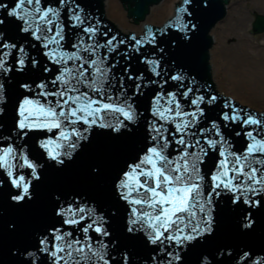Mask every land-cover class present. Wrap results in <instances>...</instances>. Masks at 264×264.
I'll return each instance as SVG.
<instances>
[{"label": "snow or ice", "instance_id": "6c2138e0", "mask_svg": "<svg viewBox=\"0 0 264 264\" xmlns=\"http://www.w3.org/2000/svg\"><path fill=\"white\" fill-rule=\"evenodd\" d=\"M210 2L180 0L163 28L148 27L143 36L125 39L118 33L109 37L111 29L102 31L101 21L93 22L82 7L83 0H15L11 7L0 0V12L19 25L18 37L6 36L5 19L0 18V117L13 66L24 77L31 65L35 76L18 84L21 93L10 134H4L0 120V199L5 177L18 192L10 196L12 202L34 198V182L42 179L44 164L30 154V133H44L37 146L57 167L71 161L94 131L116 138L141 135L116 174L114 191L124 211L125 236L147 242L153 249L151 264H185L189 248L214 233L218 201L228 200L241 229H251L253 211L264 207V112L238 106L175 60L165 64L163 56L157 58V53L167 55L159 46L163 36L176 33L191 42L198 31L193 9L207 8ZM171 45L178 47L176 40ZM37 46L40 51L33 54ZM149 47L156 52L149 53ZM133 56L144 66L138 73L132 71ZM121 64L124 74L114 73ZM146 89L154 94L138 133L145 115L138 98ZM207 108H216L217 115L209 117ZM234 137L242 140L234 144ZM209 158L214 166L206 170ZM54 199L59 221L35 234L37 246L22 254L25 260L131 264L130 253L118 249L120 242L109 229L117 210L105 213L79 196ZM225 255L233 256L232 250H220L217 258ZM200 264L213 260L203 255ZM234 264H264V254L241 249Z\"/></svg>", "mask_w": 264, "mask_h": 264}, {"label": "water", "instance_id": "95a60500", "mask_svg": "<svg viewBox=\"0 0 264 264\" xmlns=\"http://www.w3.org/2000/svg\"><path fill=\"white\" fill-rule=\"evenodd\" d=\"M120 1L127 9L128 17L136 24L145 22L142 31L122 29L112 20L106 0H83L82 7L86 13L94 18L93 22L95 18L101 21L102 31L111 29L109 37L118 33V38L125 39H129L132 35L137 38L143 36L148 27L154 30L163 28L175 16L174 12L162 25L151 24L146 22L148 14L154 5L160 4L163 0ZM3 2L11 7L15 0H3ZM228 3L229 0H211L207 8L202 6L194 8V17L198 21V31L193 34L191 42L185 43L176 33L163 36L159 41V46L164 47L167 55L157 53V58L163 56L162 63L165 64L175 60L177 66H182L186 71L195 74L202 82L210 84L214 92L230 97L237 102L238 106L257 113L264 112L244 105L233 97L223 94L214 80L211 49L215 44V40L212 30L226 16ZM178 4L179 2L176 4L175 11L179 6ZM0 18L5 19L3 27L6 36L18 37V23L7 18L6 11L0 12ZM226 20L227 16L223 21L225 24ZM250 32L252 34L264 33V14L255 13ZM68 38L69 40L72 39L71 30ZM101 39H104V37H101ZM173 40L177 41L178 47H172L171 41ZM38 51L40 50L37 46V49L33 50V54ZM147 51L149 53L156 52V49L149 47ZM131 63L133 73H138V70L144 68L143 65L139 64V57L137 56H133ZM123 68L124 65L121 64L113 69V72L123 75ZM11 76L13 78L12 83L9 84L7 80L5 81L8 102L3 105L5 112L3 117H0L4 125L3 132L6 135L10 134V131L14 128L15 108L21 93L18 84L35 78L31 65H29L24 77H20L15 72V66H13ZM128 83L134 87L133 81H128ZM131 90L129 89L130 92ZM153 94V89H146L145 95L138 98V108L145 114L141 118L140 128L137 129L138 133L143 131ZM205 95L208 94L205 93ZM206 111L209 117L217 115L216 108H207ZM43 135L44 133L39 132L30 133V139L27 141L31 156L38 163L44 164V168L40 172L42 179L34 182V198L22 204L12 202L10 196L18 194V192L12 190L6 177L4 178L3 197L0 199V264H31L30 260H25L22 254L35 249L37 246L34 238L36 233L43 232L51 224L59 221V218L55 216L57 201L54 196L56 195L62 199L69 196H79L94 201L105 213L117 210V215L112 217L109 229L112 231V238L118 239L120 242L118 249L122 248L130 253L131 264H143L144 261H149V264H151L150 255L153 249L148 246L147 242L139 237L128 239L125 236L124 211L114 191L116 174L129 155L138 147L141 135L129 137L125 134L120 138H116L110 132L94 131L89 142L84 143L81 150L71 161H66L63 167H57L48 162L42 150L37 146V138ZM241 140L242 137H234L233 143L235 144ZM237 146L242 149L244 142L238 143ZM213 166L214 161L211 158L204 165L206 170L211 169ZM94 168L98 169L99 172L94 173ZM214 215L216 219L214 233L208 236L203 243L198 241L194 247L189 248L188 253L185 255V264H200L203 255H208L213 260V264H234L241 249L250 250L253 254H264V207L253 211L252 219L255 223L249 230L241 229L238 214L233 210L228 200L223 203L217 202ZM229 249L232 250L233 256L225 255L217 258L220 250L227 251Z\"/></svg>", "mask_w": 264, "mask_h": 264}, {"label": "bare ground", "instance_id": "6f19581e", "mask_svg": "<svg viewBox=\"0 0 264 264\" xmlns=\"http://www.w3.org/2000/svg\"><path fill=\"white\" fill-rule=\"evenodd\" d=\"M257 1V0H256ZM180 2V0H166L163 4H159V8L156 10V15L152 19L155 21H165L169 17H171L175 12L176 4ZM260 2V3H259ZM110 15L114 21H117L118 25L123 29L133 28L136 32H140L143 29L142 24H136L131 18L127 15V9L123 6L120 0H106ZM258 9L264 10V1L258 0L256 4ZM247 13L245 9L241 7L237 8V14L233 16V19L228 18L226 20V26L224 28V37L226 39L228 37L238 36L240 39L234 42H231L223 47L219 53L213 56V62L215 65L221 63L225 65V67L229 70L231 69V74L235 75L239 78L238 86L240 87V91L244 92H252L257 93V90L262 91L264 87V47L263 48H252V44L248 43L247 36L245 34H241V31L246 29L247 22V14L249 15L252 8L247 7ZM230 10V8H229ZM228 10V15H229ZM227 15V17H228ZM129 18V19H128ZM132 20V22H131ZM149 22V18L147 21ZM133 23V24H132ZM221 24V23H220ZM220 24L218 25L220 27ZM217 26V27H218ZM218 27V28H219ZM217 30L216 27L213 28L212 33ZM245 38L244 40H242ZM255 49V50H251ZM259 49V50H256ZM212 54V49H211ZM212 61V56H211ZM226 69V70H227ZM215 80V79H214ZM236 80V79H235ZM218 85V84H217ZM220 88V86L218 85ZM222 88L226 93H232L229 88L224 85Z\"/></svg>", "mask_w": 264, "mask_h": 264}, {"label": "rangeland", "instance_id": "374dc122", "mask_svg": "<svg viewBox=\"0 0 264 264\" xmlns=\"http://www.w3.org/2000/svg\"><path fill=\"white\" fill-rule=\"evenodd\" d=\"M165 1L166 0H163L160 3V5L163 4ZM257 1L256 0H229L228 7L230 8V10H229V15H228L227 19L228 18L233 19L232 17L237 14V8L238 7L245 9L246 13L248 10L247 7L252 8L249 15L248 14L246 15L247 16L246 29L241 31V34L244 33L245 36H247V41H248V43L252 44V48H263L264 47V33L252 34L250 32L252 21L255 18L254 13L257 12L260 14H264V10L257 8V6H256ZM262 1H264V0H262ZM160 5L159 4L154 5L151 9V12L148 14L147 18H149L150 23L161 24L164 22V21L159 22V21H155L152 19L153 17H155L156 10L159 8ZM115 22L117 23V21H115ZM131 22H132V20H131ZM142 23H140V24H142ZM138 26H139V24H138ZM225 26H226L225 23L221 22L220 27L218 26L219 28L217 27L216 28L217 30L214 31L216 42H215V45L212 49V65H214L213 56L215 54L217 55L219 53V51H221L223 49V47L226 46L227 44L234 42L235 40L237 41L238 39H240L238 36H236V38L231 36V37H228L226 39V37H224ZM131 29H133V28L130 27V28H127L125 30H131ZM242 40H244V42H245V38H243ZM251 50H255V49H251ZM256 50H259V49H256ZM219 62L220 61H218V65H216V69H215V65H214V79L218 83V85L220 86V90L223 91L225 94L234 97L236 100L240 101L243 104H247V105H249L253 108H256L258 110H264V87H263L262 91L257 90L258 91L257 93H255V92L252 93L249 91L248 92L247 91L246 92L240 91V87L237 85L239 78L235 75H232L231 69L228 70L225 67V65H222ZM263 74H264V72H263ZM223 85L225 87L229 88L230 91L235 93V94H232L229 92L226 93L225 90L222 88Z\"/></svg>", "mask_w": 264, "mask_h": 264}]
</instances>
